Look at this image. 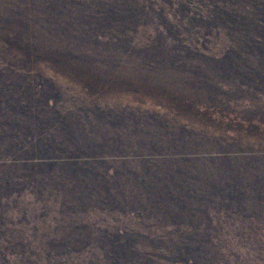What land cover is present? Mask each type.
<instances>
[{"label":"rangeland","instance_id":"rangeland-1","mask_svg":"<svg viewBox=\"0 0 264 264\" xmlns=\"http://www.w3.org/2000/svg\"><path fill=\"white\" fill-rule=\"evenodd\" d=\"M0 264H264V0H0Z\"/></svg>","mask_w":264,"mask_h":264}]
</instances>
